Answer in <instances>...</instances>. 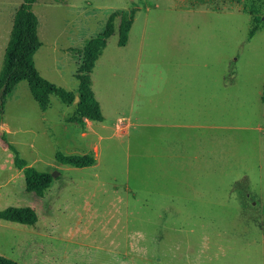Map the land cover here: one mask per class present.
<instances>
[{
  "label": "rangeland",
  "instance_id": "374dc122",
  "mask_svg": "<svg viewBox=\"0 0 264 264\" xmlns=\"http://www.w3.org/2000/svg\"><path fill=\"white\" fill-rule=\"evenodd\" d=\"M22 0H0V72ZM135 9L90 74L103 122L42 111L20 82L0 115V256L18 264H264V0H38L39 75L77 95L76 49ZM251 14L262 23L249 36ZM117 25V22H116ZM86 30V32L81 31ZM84 32V33H83ZM56 174L38 197L13 166ZM92 155L59 165L56 152Z\"/></svg>",
  "mask_w": 264,
  "mask_h": 264
},
{
  "label": "trees",
  "instance_id": "16d2710c",
  "mask_svg": "<svg viewBox=\"0 0 264 264\" xmlns=\"http://www.w3.org/2000/svg\"><path fill=\"white\" fill-rule=\"evenodd\" d=\"M37 1L22 0L14 14L0 72V115L3 113L5 99L20 82L25 81L33 100L42 111L49 107L51 96L56 97L60 103L67 106L74 103V99L77 97L75 111L68 119V123L82 129L86 122H103V115L91 88L90 74L96 61L103 54L108 39L115 31L118 34L117 46L125 47L136 10L112 12L107 18L104 30L96 37L85 41L81 48L75 50L78 64L75 73L78 88L75 96L43 79L35 68L33 57L41 47L38 38V21L32 12V7ZM54 1L59 2V0ZM261 23V17L251 14L250 37L259 29ZM260 99L264 103V82ZM8 149L13 154V166L22 171L27 191L42 197L52 183V176L27 166V163L19 157L18 152L11 145H8ZM54 159L61 166L76 169L89 168L95 163L92 155H66L59 151L55 153ZM0 221L34 226L37 223V216L35 211L30 208L9 207L0 211ZM0 264L18 263L0 256Z\"/></svg>",
  "mask_w": 264,
  "mask_h": 264
},
{
  "label": "crops",
  "instance_id": "0c3cea01",
  "mask_svg": "<svg viewBox=\"0 0 264 264\" xmlns=\"http://www.w3.org/2000/svg\"><path fill=\"white\" fill-rule=\"evenodd\" d=\"M81 31L86 32V30H84V29H81ZM99 31H100V30H99ZM99 31H98V33H96V34L91 35V36L89 37V39L96 37V36L99 34ZM84 32H83V33H84ZM100 33H101V32H100Z\"/></svg>",
  "mask_w": 264,
  "mask_h": 264
},
{
  "label": "water",
  "instance_id": "95a60500",
  "mask_svg": "<svg viewBox=\"0 0 264 264\" xmlns=\"http://www.w3.org/2000/svg\"><path fill=\"white\" fill-rule=\"evenodd\" d=\"M78 102V98L76 97L75 99H74V103L76 104ZM55 176H57L56 174H53L52 175V178H54Z\"/></svg>",
  "mask_w": 264,
  "mask_h": 264
}]
</instances>
